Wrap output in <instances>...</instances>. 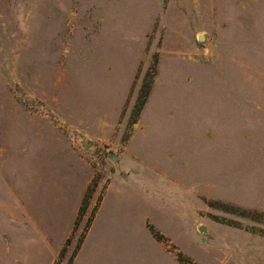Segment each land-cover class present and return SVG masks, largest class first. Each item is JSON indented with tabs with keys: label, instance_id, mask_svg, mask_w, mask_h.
Wrapping results in <instances>:
<instances>
[{
	"label": "rangeland",
	"instance_id": "obj_1",
	"mask_svg": "<svg viewBox=\"0 0 264 264\" xmlns=\"http://www.w3.org/2000/svg\"><path fill=\"white\" fill-rule=\"evenodd\" d=\"M65 31L129 74L52 73ZM105 198L127 261L264 264V0H0V264H124Z\"/></svg>",
	"mask_w": 264,
	"mask_h": 264
},
{
	"label": "crops",
	"instance_id": "obj_2",
	"mask_svg": "<svg viewBox=\"0 0 264 264\" xmlns=\"http://www.w3.org/2000/svg\"><path fill=\"white\" fill-rule=\"evenodd\" d=\"M108 27L106 26V29ZM63 36L60 37L61 38V42L60 40L57 38L56 41L52 44L51 47V57L54 58V62L52 61L51 63V69L50 71H52V73H72V72H79V73H103V74H119V73H128L130 72L129 68H124L125 66V62H124V58L123 55H116V54H110V55H105L103 54L102 56H98L95 54V49L93 50L91 46L90 47V51L88 53V44H82L80 47H76V44L73 42L72 38H68L66 31L64 32V34H62ZM65 39H68L67 45H68V51L63 54V53H59L60 51V43H65ZM75 44V45H74ZM71 50V51H69ZM61 58V60H60ZM75 59V60H74ZM77 66L78 70L74 71V69L70 70V67H74ZM61 68V69H60ZM64 68V69H62ZM128 79H123L119 78L118 83L120 84H128ZM121 85V86H122ZM121 86H119L118 88H120ZM8 130L7 132H5L3 135L4 139H6ZM10 133V132H9ZM8 137V136H7ZM24 159V158H23ZM12 159L7 158V160L2 163L4 169L7 168V164L9 162H11ZM42 182L40 181L39 186H41ZM42 189H40L39 191V195L41 196L42 194ZM107 198V197H106ZM104 199L103 203L101 204L100 209L98 210V213L96 214L94 221L92 223V226L90 227V232L88 233L87 236V240L91 239V240H96L93 245H98V242L101 240V236L102 233L100 234V232L98 231V233L96 234L94 231V226L97 223V220L100 216V214L102 212H104V217L103 220L101 222L100 225H102L103 227H105V225H112L115 224V218L121 217L122 215H124L123 213L126 212L130 218L127 217V221L125 227L123 226V224H121V228L122 231H119L118 233L115 234L116 242L113 243L112 245V255L115 254L116 256H121V258L124 260V264H155V263H151L149 261H147L146 259L144 260H139L138 262L134 263L132 260L131 261H127V259L129 257L134 256L135 254L138 253L137 249L140 247V249L142 248V244H139L138 241L135 240L136 236L135 234L137 233V228L135 229L136 226H130V219L133 218L134 213H132V210H129V206H130V202L131 199L127 198L126 199V205L125 208H127V210H121L118 209V207L114 204L109 203V207L107 211H103V207L105 206V202L108 199ZM123 201V200H122ZM116 214V217H114V215ZM55 219L56 222V228L58 225V219H59V215L57 216H52ZM113 219V220H111ZM99 225V228H100ZM56 228H51L50 231H48L49 233H54L56 234ZM101 229V228H100ZM136 231L135 233H133V231ZM60 231H64V226L61 228ZM121 238L124 240L126 238H128V241L123 242L121 245L117 244V240L119 242H121ZM96 247V246H94ZM128 256V257H126ZM263 263H264V259H263ZM160 264V263H159ZM164 264V263H163Z\"/></svg>",
	"mask_w": 264,
	"mask_h": 264
},
{
	"label": "water",
	"instance_id": "obj_3",
	"mask_svg": "<svg viewBox=\"0 0 264 264\" xmlns=\"http://www.w3.org/2000/svg\"><path fill=\"white\" fill-rule=\"evenodd\" d=\"M198 39L201 41L203 39V37L200 35ZM110 159L114 160L115 159L114 155H110ZM199 231L203 232L204 231V227H199Z\"/></svg>",
	"mask_w": 264,
	"mask_h": 264
}]
</instances>
